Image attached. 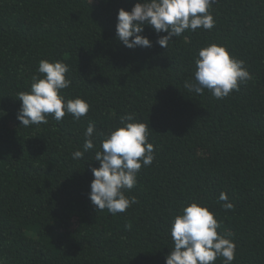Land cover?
Returning a JSON list of instances; mask_svg holds the SVG:
<instances>
[{
	"label": "trees",
	"instance_id": "1",
	"mask_svg": "<svg viewBox=\"0 0 264 264\" xmlns=\"http://www.w3.org/2000/svg\"><path fill=\"white\" fill-rule=\"evenodd\" d=\"M0 264H264V0H0Z\"/></svg>",
	"mask_w": 264,
	"mask_h": 264
}]
</instances>
